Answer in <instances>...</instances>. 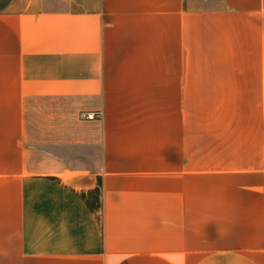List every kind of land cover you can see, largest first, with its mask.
<instances>
[{
  "label": "crops",
  "instance_id": "0c3cea01",
  "mask_svg": "<svg viewBox=\"0 0 264 264\" xmlns=\"http://www.w3.org/2000/svg\"><path fill=\"white\" fill-rule=\"evenodd\" d=\"M0 264H264V0H0Z\"/></svg>",
  "mask_w": 264,
  "mask_h": 264
},
{
  "label": "built area",
  "instance_id": "2783aa9c",
  "mask_svg": "<svg viewBox=\"0 0 264 264\" xmlns=\"http://www.w3.org/2000/svg\"><path fill=\"white\" fill-rule=\"evenodd\" d=\"M85 117L86 118H94V117H96V113L95 112H89V113H87V114H85Z\"/></svg>",
  "mask_w": 264,
  "mask_h": 264
}]
</instances>
